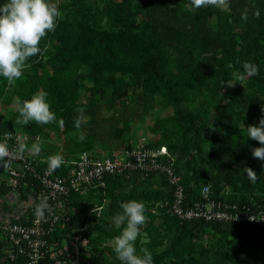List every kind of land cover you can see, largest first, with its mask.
I'll return each mask as SVG.
<instances>
[{
  "label": "rangeland",
  "instance_id": "rangeland-1",
  "mask_svg": "<svg viewBox=\"0 0 264 264\" xmlns=\"http://www.w3.org/2000/svg\"><path fill=\"white\" fill-rule=\"evenodd\" d=\"M6 2L0 0V5ZM51 2L57 5L60 16L55 31L41 39V53L28 59L22 77L14 85L9 86L0 76V131L18 135L29 147L39 143L41 150L36 156L41 161L55 154L75 156L88 151L105 156L117 149L164 146L174 165L183 172L191 192L202 183L223 186L227 182L223 169L213 168L207 161L228 157L233 162V175L229 186H223V195L264 201V160L251 154V149L261 145L248 139L246 133L248 125H258L264 117L261 75L235 80L232 72L240 70L233 53L224 59L219 49L213 54L207 52L201 34L177 35L171 40L159 38L139 0ZM184 7L191 10L188 5ZM214 8L228 11L227 3ZM239 19L232 22L233 51L244 30ZM217 26L212 15L209 27L214 30ZM130 38L135 39V44ZM260 42L264 47V35ZM83 47L92 52L103 47V59L95 65L88 64ZM138 55L153 59L190 118L175 116L177 102L151 71L134 70L133 61ZM144 60L148 66L149 61ZM258 62L252 60L254 64ZM37 91L47 93L56 121L16 124L17 100H28ZM77 109L84 110L87 123L116 115L117 123L111 132L119 136L121 145L108 147L104 136L96 138L73 127L79 115ZM80 135L83 140L78 139ZM244 167L257 174L255 183L249 181ZM166 191L159 172L113 177L103 191L83 189L68 201L63 226L54 227L52 232L42 227L37 254H15L4 242L0 251L6 256L13 253L15 264H121L113 251L112 239L123 226L117 228L114 217L122 211V202L134 199L143 202L147 209V221L141 226L135 246L138 253L147 248L153 264H264V234H258V229L246 239L237 227L199 224L178 238L181 227L156 206ZM4 200L9 207L5 215L22 212L16 206L18 200ZM25 214L31 216V209L27 208ZM6 263L0 256V264Z\"/></svg>",
  "mask_w": 264,
  "mask_h": 264
},
{
  "label": "built area",
  "instance_id": "built-area-1",
  "mask_svg": "<svg viewBox=\"0 0 264 264\" xmlns=\"http://www.w3.org/2000/svg\"><path fill=\"white\" fill-rule=\"evenodd\" d=\"M5 140L11 155L5 161H0V183L17 187L19 183L26 185V180L31 178L40 185L39 189L31 187L23 195L15 189L0 195V241L16 254L27 253L30 257L37 254L42 227L46 226L47 232H52L54 227L65 224L64 211L72 194L80 193L83 189L103 191L109 177L129 178L135 172H159L164 176L170 187V195L158 200L156 206L179 223H246L264 228L263 207L215 197L209 184L199 188L197 199H189L185 192L183 172L175 168L164 146L158 149H117L105 156L81 151L75 156L62 155L63 165L50 170L48 159L41 161L27 151L22 155L17 154V143L23 141L18 135L0 131V142ZM42 194L48 197V203L54 210L52 215L45 212L44 220L37 217L34 211ZM7 197L11 202L18 200L16 206L22 209L21 213L11 216L4 214L9 208L4 200ZM27 208L31 209V216L25 214ZM12 254L7 253L8 256Z\"/></svg>",
  "mask_w": 264,
  "mask_h": 264
},
{
  "label": "trees",
  "instance_id": "trees-1",
  "mask_svg": "<svg viewBox=\"0 0 264 264\" xmlns=\"http://www.w3.org/2000/svg\"><path fill=\"white\" fill-rule=\"evenodd\" d=\"M140 6L144 11L148 21L151 23L152 28L156 35L164 40L175 39L177 35H184L189 37H199L200 34L203 35L206 41V50L207 52H211L212 54L218 50L223 56V58H227L231 52L234 55V61L237 64L240 72H243L242 64L245 61L252 62L253 59L259 61L255 65L258 68V75H261V78L264 80V47L261 45V39L264 35V0H227V8L228 11L224 13L222 10L214 8V6L202 7V8H194L191 5V0H139ZM184 5H188L191 10H186ZM255 9L260 10V17L257 19L253 16V11ZM247 11L248 18L247 20L242 19V14ZM212 15H215L218 26L216 29L211 30L209 27V19ZM240 18V19H239ZM242 21V25L244 30L240 33V41L238 43V48L234 50L235 42L234 35L231 32L232 22L237 20ZM131 44H135V39H129ZM85 51L84 61L88 64L95 65L99 60L103 59V47L96 48L93 52L83 47ZM139 57L141 59L139 60ZM144 58L149 61V65H145ZM210 58H214L211 55ZM134 70L137 72H147L151 71L154 76L164 84L165 89L168 95L174 99L176 103L175 107V116L177 118H182L183 116L191 117L190 113L181 108L179 105V99L175 95L173 88L168 84L167 80L159 71L158 67L155 63H153V59L147 55H138L135 57L133 61ZM211 65L208 64L207 67ZM139 68V69H138ZM117 123L116 115H112L110 118H100L98 120H94L91 122H85L79 128L82 132L91 133L96 138L105 137L106 145L108 147L114 148L121 145L120 138L117 135H114L111 131L114 129L115 124ZM74 127V123H73ZM86 133V134H87ZM119 139V140H118ZM232 159L228 157H224L220 160L209 159L207 163L216 169H223L224 178L227 181L223 186H229L230 178L233 175V162ZM175 166V165H174ZM175 168H177L175 166ZM178 169V168H177ZM135 173H143V172H135ZM133 173V174H135ZM132 174V175H133ZM163 176V175H162ZM121 177V176H114ZM113 178L109 177L108 181ZM124 178V177H121ZM164 178V176H163ZM262 180L264 183V174H262ZM165 181V178H164ZM166 183V181H165ZM203 184L202 183L195 192L189 191L184 182L185 192L189 199H197L199 197V188ZM167 185L166 194L161 196L160 199L168 198L170 195V187ZM210 185V184H209ZM223 186L213 187L210 185L211 194L218 198H224L228 201L237 202L239 204H251L255 207H263L264 201L257 200L254 198H238L230 197L227 195H223ZM37 190L40 188V185L37 181L33 179H27L26 185L19 183L17 187H11L0 183V195L5 194L11 190H18L21 195L26 190L30 188ZM107 187V186H106ZM106 189V188H105ZM80 193L72 194L69 198V201L73 199ZM264 196V195H263ZM262 196V197H263ZM168 215V214H167ZM171 217V216H170ZM181 229L178 232L177 237H181L182 235L192 232L195 226L199 224H209L203 221H188L179 223L175 218L171 217ZM216 226H231L237 227L244 232V237L246 239L252 238V234L257 231L258 234H264V228H258L252 225H248L246 223H210ZM0 241V248H1ZM16 254V253H15ZM0 256L4 257L6 264H15L14 258L11 256L8 258V255L2 253L0 251ZM11 258V260H10Z\"/></svg>",
  "mask_w": 264,
  "mask_h": 264
},
{
  "label": "clouds",
  "instance_id": "clouds-1",
  "mask_svg": "<svg viewBox=\"0 0 264 264\" xmlns=\"http://www.w3.org/2000/svg\"><path fill=\"white\" fill-rule=\"evenodd\" d=\"M227 0H191L194 8L225 5ZM60 12L51 0H7L0 5V76L4 77L9 86L14 85L23 75V70L29 58L40 54L39 44L47 33L54 32L56 21ZM255 18L260 17V10L253 11ZM247 11L242 14V19L247 20ZM232 65H229L231 68ZM243 72H232L235 80H244L258 74L257 66L249 61L242 64ZM231 84V86L235 85ZM47 93L35 92L30 99L20 102L17 100L18 117L15 121L19 125H27L31 122L37 124H49L56 121V114L48 103ZM79 115L74 119V127L79 129L86 121L83 109H77ZM264 112V108L261 109ZM62 122V121H61ZM248 139L257 141L261 146L251 149L254 158L264 160V117L259 119L258 125L246 127ZM78 139L83 140L80 135ZM40 144L33 143L29 147L25 142L18 141L16 152L22 155L26 151L32 155L40 152ZM11 155L7 140L0 142V161H5ZM64 163L62 155L55 154L48 157V167L55 170ZM249 181L255 183L257 174L249 167H244ZM121 212L114 217L117 228H121L120 234L113 237L112 248L116 258L121 264H153L151 252L147 248H141L139 253L135 246L141 235V226L147 221L145 215L147 209L143 202L128 200L120 204ZM35 214L41 220L45 219V212L53 214V209L48 203V197L41 195L39 203L35 205Z\"/></svg>",
  "mask_w": 264,
  "mask_h": 264
}]
</instances>
